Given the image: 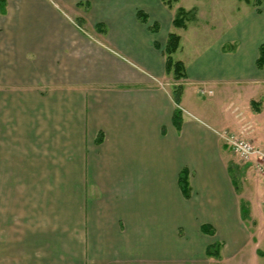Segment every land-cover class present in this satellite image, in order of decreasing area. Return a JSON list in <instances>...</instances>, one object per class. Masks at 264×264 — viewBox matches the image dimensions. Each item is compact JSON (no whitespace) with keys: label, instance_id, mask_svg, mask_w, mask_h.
<instances>
[{"label":"crops","instance_id":"crops-1","mask_svg":"<svg viewBox=\"0 0 264 264\" xmlns=\"http://www.w3.org/2000/svg\"><path fill=\"white\" fill-rule=\"evenodd\" d=\"M249 15L246 48L198 36L202 55L179 59L177 105L163 55L173 14L161 0H4L0 162H23V191L0 176V264H237L246 247L264 264L243 223L255 205L243 217L236 183L249 165L235 169L221 138L264 150V4ZM199 87L209 102L193 98ZM214 242L218 258L206 254Z\"/></svg>","mask_w":264,"mask_h":264},{"label":"rangeland","instance_id":"rangeland-1","mask_svg":"<svg viewBox=\"0 0 264 264\" xmlns=\"http://www.w3.org/2000/svg\"><path fill=\"white\" fill-rule=\"evenodd\" d=\"M178 6L192 12V17L190 16V19L187 20L185 28H177L181 30L179 32L176 30V27L173 26L172 31L178 33L180 39L182 37V51L178 49L173 55L175 59H186L188 61V66L193 65L196 62L194 59L203 53L200 45L203 46L204 42L201 40L198 41V36L203 39L215 38L220 35L221 37L224 36V38H233L234 36L236 37L234 44L238 47L237 49L242 47L246 48L248 46L243 45L249 40V38L251 39L252 28L250 25L254 24L249 12H257L256 7L252 4H247L240 0H178L173 3L172 8L168 7L172 11L173 16ZM187 27H190L191 29L184 33L182 29H187ZM195 32L196 34L194 36ZM263 34L264 32H260V36ZM258 37L259 36H256V38ZM184 80L185 78H179L178 80L174 79L172 75L169 77L171 94L175 88L181 87L182 95ZM201 88L205 89L204 87H199V89H197L199 94H201ZM191 90H193V98L199 103L209 102L210 98L213 96L206 95L208 93L201 94L203 95L201 96L198 95L197 92L195 93V89ZM251 143L257 150L264 152V150L257 148L253 142ZM226 156L229 158L228 160H230L231 165H233L235 169L239 170L242 168L241 166L245 167L244 162L240 161L231 152H226ZM243 170L242 176L236 177L241 200L244 203L243 217H246V209L250 208V201H252V204L255 205L256 209V214L253 215L251 212L252 207L250 208L248 220L243 223L250 233L260 235L262 240L257 239L255 247L264 251V207L262 206L264 180L256 175L251 165L243 168ZM0 176H10L11 181H14L12 182V185H15L21 189L20 191H23V162H0ZM256 176L261 181L257 179ZM245 249L247 251L240 252L238 259L236 260L237 264H240L241 262H243V264L251 263L249 262V249L247 247Z\"/></svg>","mask_w":264,"mask_h":264},{"label":"trees","instance_id":"trees-1","mask_svg":"<svg viewBox=\"0 0 264 264\" xmlns=\"http://www.w3.org/2000/svg\"><path fill=\"white\" fill-rule=\"evenodd\" d=\"M162 3L172 8L173 3L177 2L178 0H161ZM244 1L247 4H252L256 7L257 12L260 11V6L264 3V0H240ZM0 9H4V0H0ZM192 12L185 10L183 7L178 6L173 16L172 24L176 28H185L186 22L190 19ZM137 16L139 20L143 23H147L148 18L144 12L138 11ZM192 17V16H191ZM149 29L152 31L158 30V23L154 22L149 25ZM180 35L176 32H169L167 35V39L163 48V55L165 58V72L167 75H172L174 79L185 78V67L181 60L175 59L173 55L177 52L180 48ZM256 67L258 69H262L264 67V43H262L258 48V57L255 61ZM181 87H177L172 91V97L174 102L178 105L180 102L181 97ZM182 111L180 108L176 107L173 112V124L177 130L180 129L182 123ZM178 183L179 188L181 190L182 195L185 198L190 196V186L188 181V172L186 170H181L178 176ZM201 231L207 234L212 235L214 232L209 228L207 225L201 226ZM221 248L220 242H214L213 244L209 245L206 249V254L209 257L218 258L219 251Z\"/></svg>","mask_w":264,"mask_h":264},{"label":"built area","instance_id":"built-area-1","mask_svg":"<svg viewBox=\"0 0 264 264\" xmlns=\"http://www.w3.org/2000/svg\"><path fill=\"white\" fill-rule=\"evenodd\" d=\"M200 93L210 94L211 91L201 88ZM221 138L240 161L251 165L256 175L264 180V152L257 150L250 141L234 133L222 132ZM262 206L264 207V196Z\"/></svg>","mask_w":264,"mask_h":264}]
</instances>
